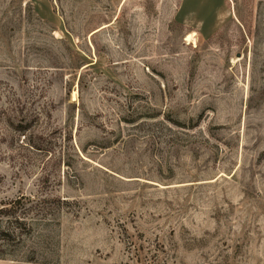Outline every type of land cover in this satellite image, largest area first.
Listing matches in <instances>:
<instances>
[{"label": "rangeland", "instance_id": "1", "mask_svg": "<svg viewBox=\"0 0 264 264\" xmlns=\"http://www.w3.org/2000/svg\"><path fill=\"white\" fill-rule=\"evenodd\" d=\"M16 197L0 264H264V0H0Z\"/></svg>", "mask_w": 264, "mask_h": 264}, {"label": "trees", "instance_id": "2", "mask_svg": "<svg viewBox=\"0 0 264 264\" xmlns=\"http://www.w3.org/2000/svg\"><path fill=\"white\" fill-rule=\"evenodd\" d=\"M11 201L12 203L9 206H0V248L4 244L5 240L10 239V235L12 233H15V231L18 229V223L14 226H12L11 224L13 218L18 219L19 223L26 222V219L24 217L25 214L28 212V209H24L21 206V198L16 197ZM44 201H46V197H41L40 200L32 199L30 205L31 207H33V204H38L39 202L42 203ZM21 216L24 217L21 218ZM19 231H22V229H20Z\"/></svg>", "mask_w": 264, "mask_h": 264}]
</instances>
